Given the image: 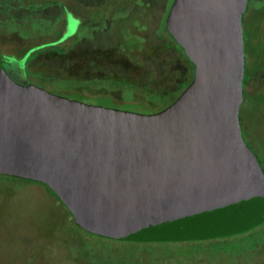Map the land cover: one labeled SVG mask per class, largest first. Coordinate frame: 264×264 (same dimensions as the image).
Returning a JSON list of instances; mask_svg holds the SVG:
<instances>
[{"label":"water","instance_id":"95a60500","mask_svg":"<svg viewBox=\"0 0 264 264\" xmlns=\"http://www.w3.org/2000/svg\"><path fill=\"white\" fill-rule=\"evenodd\" d=\"M249 0H175L166 28L194 65L168 108L142 114L17 82L0 69V173L50 187L84 228L123 239L235 233L264 218L244 140Z\"/></svg>","mask_w":264,"mask_h":264},{"label":"rangeland","instance_id":"374dc122","mask_svg":"<svg viewBox=\"0 0 264 264\" xmlns=\"http://www.w3.org/2000/svg\"><path fill=\"white\" fill-rule=\"evenodd\" d=\"M168 4L0 0V61L17 82L56 95L125 111H134L131 103L159 107L164 95L189 81L192 70L183 53L162 37ZM253 4L251 20L244 25L245 44L257 55L253 39L264 38V0ZM136 22H141L139 28H134ZM123 32L128 38L122 39ZM132 43L143 48L126 52ZM42 48L38 56L30 55ZM245 87L254 101L249 99L243 111L244 136L264 168V103L259 98L264 72L255 73ZM254 232L200 242L109 238L76 226L43 184L0 174V264H264V224Z\"/></svg>","mask_w":264,"mask_h":264},{"label":"trees","instance_id":"16d2710c","mask_svg":"<svg viewBox=\"0 0 264 264\" xmlns=\"http://www.w3.org/2000/svg\"><path fill=\"white\" fill-rule=\"evenodd\" d=\"M175 0H169V4H168V9H167V12H166V15H165V18H164V21H163V24L161 26V33H162V37L163 39H165L166 41V44L168 47L172 48V49H177L179 51H181L183 53V57L186 61V63L188 64V67H191L192 70H191V78L189 79V81H186L176 92H173V93H169V94H166L164 95L163 99L165 100V103L159 107H155V108H150V106H146V104H139V103H131L130 105L132 107H134V110L133 112H138V113H142V114H154V113H158V112H161L163 110H165L166 108H168L169 106H171L182 94L183 92L189 87V85L191 84V82L193 81V78H194V65L190 62V60L187 58V56L185 55L183 49L177 45V43L174 41V39H172L171 35L168 33L167 31V28H166V20H167V17L169 15V12H170V9L173 5ZM254 1L255 0H249V3H248V7H247V10L245 12V14L243 15V28H244V41H245V24L247 23V21L251 20V14H252V11L254 9ZM132 23V22H131ZM134 24V28L137 27L139 28L140 27V24L141 22H136V23H133ZM129 30V29H128ZM128 32H123L121 37L122 39L123 38H128V36L126 35ZM133 37H136L133 36ZM132 41V40H130ZM262 41L261 44H263L262 47H260L259 50L262 51V53H260L258 51V45L259 43ZM129 42V41H128ZM253 43H254V46H255V50L257 51V55L254 54V52H250L249 49L247 48V43L245 44V78H244V83H246L247 80L250 79V77H253V75L257 72H264V38L263 40H259V39H253ZM131 46H127V49L129 50H126V52H131L133 53L134 51L136 50H140L143 48V46L141 47L140 45L138 44H129ZM57 46V45H56ZM56 46H49V47H46V48H49V49H53V48H57ZM46 48H42V49H39V50H35V52H30V55L31 56H38L41 52L40 51H43L44 49ZM59 50V49H58ZM63 50V49H61ZM39 51V52H38ZM248 51V53H247ZM38 52V53H37ZM64 52V51H62ZM29 55V56H30ZM261 56V58H260ZM260 58V60H259ZM29 64V63H28ZM6 67V64L3 62V61H0V69L1 67ZM260 98V104L264 103V95L262 94V96L259 97ZM249 99L250 101H254V98H251L250 95L247 94L246 92V88H244V96H243V102H242V105H241V108H240V123H241V127H242V134H243V137H244V140L245 142L247 143V145L249 146L248 142L246 141L245 139V136H244V127H245V120H246V114L243 113L244 109H245V106L248 105L249 103ZM111 102V101H109ZM98 104H103L102 102L98 103ZM120 105V104H118ZM116 105V106H118ZM114 107V106H113ZM129 111V110H128ZM250 148V146H249ZM251 149V148H250ZM252 150V149H251ZM253 151V150H252ZM254 153V151H253ZM255 154V153H254ZM256 156V154H255ZM257 158V156H256ZM263 172H264V168L262 167V164L260 162V160L257 158ZM2 174V173H0ZM16 178H19V179H23V180H26V181H30V182H34V183H38V184H43L39 181H35V180H31V179H25V178H21V177H17L15 176ZM44 186H46L52 193L53 195L57 198L58 202L63 206L65 207V209L68 211V213L70 214L74 224L76 226H79L81 227L82 229L86 230V231H89L91 233H94V234H99V235H102V236H107V235H103V234H100V233H97V232H94V231H91V230H88L86 228H84L83 226L80 225V223L77 222V220L74 218L73 214L69 211V209L63 204V202L61 201L60 198H58V196L55 194V192L50 188L48 187L47 185L43 184ZM264 224V218L261 219L260 221L256 222L255 224L253 225H250L246 228H243L241 229L240 231H237L235 233H230V234H226V235H220V236H214V237H201V238H193V239H183V240H137V239H123V238H118V237H113V236H107L109 238H114V239H123V240H130V241H134V242H139V243H175V242H183V241H187V242H200V241H203V240H215V241H218L219 239H223V238H227V237H232V236H235L236 235H239V234H243V233H251L252 232V235L256 232H254L257 228H259L260 226H262ZM197 252H201L202 249L197 246L196 249H195Z\"/></svg>","mask_w":264,"mask_h":264},{"label":"flooded vegetation","instance_id":"af4514ba","mask_svg":"<svg viewBox=\"0 0 264 264\" xmlns=\"http://www.w3.org/2000/svg\"><path fill=\"white\" fill-rule=\"evenodd\" d=\"M244 88L245 87V83H244ZM94 105H101V106H105V107H110V108H114L113 106H107V105H104V104H94ZM115 109H118V108H115ZM121 110V109H120ZM133 112V111H132ZM138 113V112H137Z\"/></svg>","mask_w":264,"mask_h":264},{"label":"crops","instance_id":"0c3cea01","mask_svg":"<svg viewBox=\"0 0 264 264\" xmlns=\"http://www.w3.org/2000/svg\"><path fill=\"white\" fill-rule=\"evenodd\" d=\"M63 12H65V11H63ZM67 23H68V22H66V29H67V27H68ZM30 50H31V49H28V51L25 52L24 55L26 56ZM16 53H17V52H16ZM9 54H10V53H9ZM21 55H22V54H21Z\"/></svg>","mask_w":264,"mask_h":264}]
</instances>
